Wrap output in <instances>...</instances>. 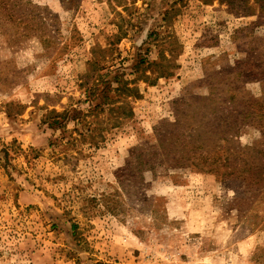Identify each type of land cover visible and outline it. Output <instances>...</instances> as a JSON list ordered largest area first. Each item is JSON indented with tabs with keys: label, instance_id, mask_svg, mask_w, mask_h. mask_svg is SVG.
<instances>
[{
	"label": "rangeland",
	"instance_id": "374dc122",
	"mask_svg": "<svg viewBox=\"0 0 264 264\" xmlns=\"http://www.w3.org/2000/svg\"><path fill=\"white\" fill-rule=\"evenodd\" d=\"M5 1L0 264H264L260 2ZM95 67L137 95L94 109ZM206 151L237 169L192 168Z\"/></svg>",
	"mask_w": 264,
	"mask_h": 264
},
{
	"label": "trees",
	"instance_id": "16d2710c",
	"mask_svg": "<svg viewBox=\"0 0 264 264\" xmlns=\"http://www.w3.org/2000/svg\"><path fill=\"white\" fill-rule=\"evenodd\" d=\"M258 2H260L261 4L260 6L262 10L264 11V0H258ZM3 4L6 10L13 9L14 7L13 5H16L13 2V5L6 7L10 3H7L5 0H3ZM8 18L12 20L13 19L17 20L16 16L13 15L12 13L9 14ZM96 63L97 62H95V65ZM101 70L102 68L95 67L94 71L91 74H89L88 76L85 75L84 78H82L83 82L81 83L82 86H85L87 100L90 103V106H92L94 109L100 108L101 112H113L115 108L117 107L116 102H120V100L115 99V97H117L115 93H117L118 96H122L123 94L125 96L137 95L138 88L135 86L130 87L129 86L130 80L128 78H125L124 73L120 72L119 69H116V70L108 69L107 72H101ZM163 74H165L164 71L159 72V75H163ZM256 74H259V72ZM110 75L111 77L107 79L106 77ZM136 79L137 78H135L134 80ZM90 81L91 83L89 84ZM262 82H264L263 79H262ZM119 107L120 106H118V108ZM129 110H130L129 111L130 114H132V109H129ZM257 110L258 109L256 108L253 109L254 112H258V113L262 112L261 109L259 111ZM250 113H252L251 109L248 110V114ZM54 122H56V119L54 120ZM201 128L202 126L199 125V128L195 131H200L202 130ZM191 134L193 138L196 135L195 133H191ZM182 143H183L184 148L188 146L184 140H182ZM248 147L244 149L246 151L245 155H247L248 157H252L251 153L255 152L253 153V157L255 159L253 160V162L256 161V159H259V161L262 162L261 165H263L264 158H262L260 155L262 154L264 156V149H260L256 147H253V148H248ZM184 152H187V151H184ZM185 156L187 157V159L190 158L188 152ZM200 156L201 158L198 161H196V163L194 164L192 162H195V161L191 160L192 168L198 169L200 171H203V170L212 171L215 174H217V172L218 173L220 172L221 166L224 165L225 170L224 172H222V175H221L222 178H224L226 175H230L233 170L237 169L236 163L232 167L230 165L231 164L230 157L228 156L222 157L220 152L206 151L204 153H201ZM250 168L254 169L252 167ZM255 176L257 180H264V166H260L259 169H256Z\"/></svg>",
	"mask_w": 264,
	"mask_h": 264
}]
</instances>
